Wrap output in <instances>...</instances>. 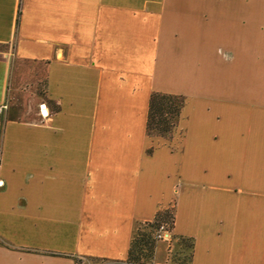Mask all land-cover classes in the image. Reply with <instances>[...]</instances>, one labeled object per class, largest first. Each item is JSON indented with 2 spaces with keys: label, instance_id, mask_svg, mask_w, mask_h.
<instances>
[{
  "label": "crops",
  "instance_id": "0c3cea01",
  "mask_svg": "<svg viewBox=\"0 0 264 264\" xmlns=\"http://www.w3.org/2000/svg\"><path fill=\"white\" fill-rule=\"evenodd\" d=\"M0 44V264H124L165 208L153 264H264V0H0Z\"/></svg>",
  "mask_w": 264,
  "mask_h": 264
},
{
  "label": "trees",
  "instance_id": "16d2710c",
  "mask_svg": "<svg viewBox=\"0 0 264 264\" xmlns=\"http://www.w3.org/2000/svg\"><path fill=\"white\" fill-rule=\"evenodd\" d=\"M20 10L18 9V14ZM18 18H16V24ZM0 44V49L3 47ZM183 100L180 95L155 91L152 92L147 107L146 130L148 133L167 134L176 127L180 116ZM174 216L171 208L160 210L152 220L142 222L131 240L124 264H153L152 257L158 237L157 231L163 226L171 231ZM81 260L76 259V264Z\"/></svg>",
  "mask_w": 264,
  "mask_h": 264
},
{
  "label": "rangeland",
  "instance_id": "374dc122",
  "mask_svg": "<svg viewBox=\"0 0 264 264\" xmlns=\"http://www.w3.org/2000/svg\"><path fill=\"white\" fill-rule=\"evenodd\" d=\"M6 46L1 47V49H5ZM4 119H5V106H0V145H1V134H2V129L4 125ZM169 134V133H167ZM177 241L181 243L183 246H188L189 241L187 239L183 238H178Z\"/></svg>",
  "mask_w": 264,
  "mask_h": 264
},
{
  "label": "built area",
  "instance_id": "2783aa9c",
  "mask_svg": "<svg viewBox=\"0 0 264 264\" xmlns=\"http://www.w3.org/2000/svg\"><path fill=\"white\" fill-rule=\"evenodd\" d=\"M166 232L167 231L164 229V227L163 226H160L159 229H158V231H157V235H158V237L166 238V236H165V233Z\"/></svg>",
  "mask_w": 264,
  "mask_h": 264
}]
</instances>
